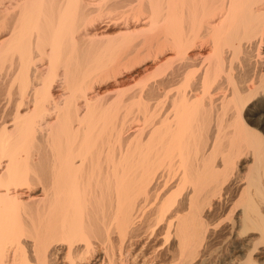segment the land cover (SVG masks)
Returning a JSON list of instances; mask_svg holds the SVG:
<instances>
[{
	"label": "bare ground",
	"instance_id": "6f19581e",
	"mask_svg": "<svg viewBox=\"0 0 264 264\" xmlns=\"http://www.w3.org/2000/svg\"><path fill=\"white\" fill-rule=\"evenodd\" d=\"M263 245L264 0H0V264Z\"/></svg>",
	"mask_w": 264,
	"mask_h": 264
},
{
	"label": "rangeland",
	"instance_id": "374dc122",
	"mask_svg": "<svg viewBox=\"0 0 264 264\" xmlns=\"http://www.w3.org/2000/svg\"><path fill=\"white\" fill-rule=\"evenodd\" d=\"M130 84V83H129ZM129 84H127V86H126V88H128V89H132V90H135V89H137L138 88V86H134L135 85V83L133 84L132 82H131V84L129 85ZM132 85V86H131ZM131 86V87H130ZM108 87V86H107ZM106 86H104V87H102L101 89H102V91H105V89H108ZM227 245H224V249H223V251H225L227 248ZM226 248V249H225ZM262 248H264V245L263 246H261V251H262Z\"/></svg>",
	"mask_w": 264,
	"mask_h": 264
}]
</instances>
